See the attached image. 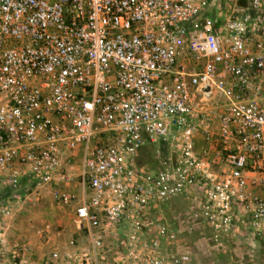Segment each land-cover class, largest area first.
<instances>
[{"label":"built area","instance_id":"built-area-1","mask_svg":"<svg viewBox=\"0 0 264 264\" xmlns=\"http://www.w3.org/2000/svg\"><path fill=\"white\" fill-rule=\"evenodd\" d=\"M211 6L0 0V190L72 209L51 264H192L172 220L192 191L264 247V0Z\"/></svg>","mask_w":264,"mask_h":264},{"label":"rangeland","instance_id":"rangeland-1","mask_svg":"<svg viewBox=\"0 0 264 264\" xmlns=\"http://www.w3.org/2000/svg\"><path fill=\"white\" fill-rule=\"evenodd\" d=\"M225 16L218 12L210 15L217 19ZM167 153L164 147H152L145 159L154 166ZM205 205L194 191L173 203L172 220L183 228V241L192 255V264H264L258 243L239 232L215 233L205 215ZM72 220L69 206L58 205L31 184L19 190H0V253L5 252L3 258L0 255V264H51V245L57 230L67 232L66 244L79 239L69 232L73 230Z\"/></svg>","mask_w":264,"mask_h":264},{"label":"crops","instance_id":"crops-1","mask_svg":"<svg viewBox=\"0 0 264 264\" xmlns=\"http://www.w3.org/2000/svg\"><path fill=\"white\" fill-rule=\"evenodd\" d=\"M220 4H222V0H212V6H211V11L212 12H214V14H216V10H217V8H218V6L220 5ZM214 10V11H213ZM72 210V209H71ZM73 227V226H72ZM59 230H62L63 232H62V234H61V236L59 237L58 236V231ZM59 230H57L56 232H55V237H56V240H55V243L53 244V245H51V248L53 249L55 246H56V244H60V245H64V244H66V242H65V236H66V231H65V229H59ZM70 233H74L75 234V232H74V229L72 230L71 229V231H69ZM76 235V234H75ZM77 236V235H76ZM256 243H258L259 244V246H261V250H262V252H263V254H264V247H263V244L261 243V242H256ZM52 251V250H51ZM51 253V252H50Z\"/></svg>","mask_w":264,"mask_h":264}]
</instances>
